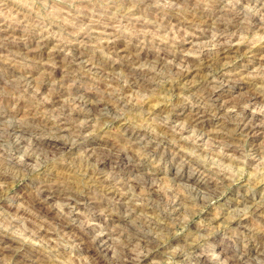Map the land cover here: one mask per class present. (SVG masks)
Wrapping results in <instances>:
<instances>
[{
	"label": "clouds",
	"instance_id": "clouds-1",
	"mask_svg": "<svg viewBox=\"0 0 264 264\" xmlns=\"http://www.w3.org/2000/svg\"><path fill=\"white\" fill-rule=\"evenodd\" d=\"M0 264H264V0H0Z\"/></svg>",
	"mask_w": 264,
	"mask_h": 264
}]
</instances>
